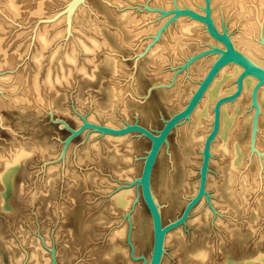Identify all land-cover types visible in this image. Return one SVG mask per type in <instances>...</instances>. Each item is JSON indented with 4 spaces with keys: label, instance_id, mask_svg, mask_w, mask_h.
<instances>
[{
    "label": "rangeland",
    "instance_id": "obj_1",
    "mask_svg": "<svg viewBox=\"0 0 264 264\" xmlns=\"http://www.w3.org/2000/svg\"><path fill=\"white\" fill-rule=\"evenodd\" d=\"M3 1L0 264H113L108 259L115 255L116 264H142L141 257L152 251L153 226L141 190L137 186L134 206L128 210L118 208L111 198L128 187L129 177L123 174L129 158L136 169L132 183L140 177L151 141L138 132L116 135L95 125L120 128L139 123L158 132L186 104L218 56L203 53L224 46L205 22L177 9L205 13L208 0H15V15L1 10ZM210 2L221 32L239 35L233 10L221 0ZM249 5L259 6L257 0ZM191 20L201 26L191 38L184 37L187 46L166 49L173 46L170 37L179 22L187 25ZM44 31L52 42L41 51L37 36ZM67 56L73 60L67 62ZM233 64L243 69L235 63L227 66ZM248 78L256 79L250 91L224 105L239 103L230 144L245 150L240 174L247 173L243 185L249 184L241 185L237 177L230 184V157L213 154L209 195L186 225L171 232L162 264H264L259 260L264 256V83ZM190 119L170 133L153 172L152 189L164 224L176 219L191 198L185 183L199 184L202 149L195 173L184 160L183 128L191 125ZM18 152L25 156L11 166L6 187L1 177ZM133 211L139 218L131 219ZM122 229V237L114 239V230ZM116 241L119 249L114 253ZM200 253L205 258L200 259Z\"/></svg>",
    "mask_w": 264,
    "mask_h": 264
},
{
    "label": "bare ground",
    "instance_id": "obj_2",
    "mask_svg": "<svg viewBox=\"0 0 264 264\" xmlns=\"http://www.w3.org/2000/svg\"><path fill=\"white\" fill-rule=\"evenodd\" d=\"M221 1H222L221 3H223V6L225 8L233 10V14H232L233 15V22L234 23H238V26H239V29H240L239 35H237V36H235L234 34L230 35L226 31H224V32L222 31V33L226 34L227 38L232 43V46H233L236 54H238L240 57H242L248 64H250L252 66H256V67H258V68H260V69H262L264 71V0H257L259 6H256V9H252L251 6L249 5V3H251V0H221ZM207 3H208L207 7L209 8L208 13H209L210 18L213 21L214 27L216 28V30L218 32H221V30H220L221 28L220 27H219L220 29L218 28V26L215 24L214 18L212 17V11H211V8H210L211 7L210 0H208ZM1 8H2L1 10L5 11L7 13H10V14H13V15L18 14V13H16V12H18V6H17V3H16L15 0H4L3 3H2V7ZM189 9H191V8H189ZM191 10H193V9H191ZM193 11H195V10H193ZM198 13L202 14V15H206V11H205V13H200V12H198ZM123 17L124 18L126 17L125 19H127L129 23L130 22L131 23L134 22L133 16H130L129 14H126V15L124 14ZM0 19H2V18H0ZM194 19H196V18H194ZM179 21H181V20L179 19ZM1 24H2V22L0 20V30L2 29ZM198 25H200V24L198 22L194 21V20H191V23H189V24L187 23V25H185V23H183V25H181V22H179L178 28L176 29L177 31L174 32V34L170 37L173 46L171 47V45L170 46L167 45L169 47L167 48V46H166V49H168L170 51H172V50L174 51V50H176V48H179V47L183 48L184 45H186V44H184V37L192 36L195 33V28ZM207 29H208V26H207ZM208 31H209V29H208ZM44 32H39L40 34H38V36H37L39 46L42 49L41 51L46 50V48L52 42L51 41L52 37L50 38L49 35H47L46 32L44 34ZM161 34H162V32H161ZM257 34H258V38H257L258 40L257 39L254 40L253 38H255L257 36ZM158 38H159V36H158ZM89 41H91V40H89ZM93 41H95V40H93ZM217 41H219V40H217ZM95 42H93L94 44L92 43L93 46L95 45ZM219 42H221V41H219ZM221 43H220V45H221ZM80 44H82V43L80 42ZM82 45H84V44H82ZM85 46H86V43H85ZM96 46H98V45H96ZM218 46H219V44H218ZM223 46H224V44H223ZM82 47H81V49H82ZM157 47L155 46V48H157ZM84 50L86 52L90 51L89 47L88 48L84 47L83 51ZM92 50H94V49H92ZM153 51L154 50L151 49L150 54H152ZM177 51H179V50L177 49ZM154 53H155V51H154ZM175 53H176V51H175ZM158 54H159V52L157 53V55ZM65 56H66V54H65ZM65 56H64V58H65ZM154 56H156V55L154 54ZM154 56H152V57H154ZM66 58H67V62H68V59L70 60V58L73 60V58L69 57V56H67ZM155 58H157V57H155ZM160 59H162V60L164 59L165 60V56L163 58V54H162ZM160 59L158 60L160 63L164 62V61L161 62ZM64 60H66V59H64ZM71 63H72V61H71ZM231 63L238 64L243 69H241L239 66L234 65V64L231 65V67H228L227 65H229ZM199 67H200V71H201V68L204 67V66L200 65ZM244 69H245L244 65H242L241 63H239L237 61H231L228 64L224 65L219 70L217 75L214 77V79L212 80L211 84L206 89L204 95L202 96V98L200 99V101L198 102V104L196 105V107L194 108L192 113L190 114V116L182 121L184 123V121L186 122L188 119L191 118L190 119L191 120V122H190L191 125L186 126V128H183V130L186 131V134L183 137L184 138V143H185V145H184L185 148L183 147L184 148L183 152H185V154H186L184 156V160H186V162L188 163V164L186 163L187 166H189L191 168V171H189V172H191V174L195 173V170L198 169L197 167H198V164H199V162L201 160L199 156H201L200 155L201 154L200 151H201V149H203L202 147H203L204 139L206 137L205 136V130H206L207 126L210 125V122L212 121V119H214V108H213V112H212V107L215 105L214 104V103H216L215 101H217L219 98H221V95H224V93H225V96H226V90L229 91L228 90L229 88L231 90V89H233L235 87L234 86V80H235L237 74L241 70L243 71ZM202 73H203V71H201V74ZM250 75L256 77L259 80V83H260V81H262L264 83V77H262V76L260 77L259 74H257V73L256 74L255 73H250V74L246 75L242 79V88H241L240 92L238 93V95L235 98H233L232 100H229V101H226V102L222 103V105L220 106V125H219V130H218V133L216 135V138L213 139V141H212V143L210 145V161H211V157L213 156V154L215 155V153H218V152H221L224 155H228L230 157V161H229L230 163L228 164V170H229L228 171V173H229L228 175H229V181H230L229 183L230 184H231V182L233 183V181L238 178L237 180H239V181H240V179L242 180L241 181L242 183L240 182V184L243 185L244 181L247 179L248 176L246 175L247 173H245V175H241L240 174V172H241L240 169H241V166L243 165L242 163L245 161L244 160L245 159V150H243V148H241V146L239 144L235 143V142H233V144L232 143L230 144L231 128H232V125L234 124V122H237L236 121V118H237L236 115H237V111H238V108H239V103L236 102V103H233L231 105H224V104L227 103V102L229 103L231 101H233V102L236 101V99L242 94L243 91H244L243 94H246L247 92L250 91V88L253 86V84H255V81H256L255 78H248L247 80H245L246 77H248ZM47 79H48V81H46V82L48 84H50L48 86H52L53 87L52 79L51 78H47ZM58 81H59V79H58ZM55 82H57V80H55ZM35 83H36V81H35ZM236 83H237V80H236ZM36 85H37V83H36ZM37 87H38V85L36 86V88ZM235 88L237 89V86ZM256 91L257 90L254 91V95H253L254 96V101H255L257 107L260 108L259 107L260 105H259V102H258V99H257L258 96H257V92ZM37 93H39V92H37ZM261 98H262V101L264 102V92H262ZM223 105L225 106L224 108H222ZM241 123H242V121H241ZM180 124H178V126ZM243 125H244V123H243ZM178 126H176V128ZM113 128H117V127H113ZM201 130H202V132H200ZM121 135H124V134H121ZM216 139H217V142L213 143ZM161 150H162V148H161ZM161 150H160V152H161ZM192 154H193V156H192ZM159 155H160V153H159ZM159 155H158V157H159ZM24 156H25V154L23 152H18L13 157L12 161L9 160L7 162L6 171L3 174V176L1 177V180H2L3 184L6 187L9 186V184L11 183L10 182V178H11V175H12V172H13V168L11 166H13L14 164L20 163V160ZM120 161H121V158H120ZM120 161L118 160V162H120ZM127 161L128 162H127V165H126L127 166L126 167V171L124 172L123 175H125V177H129V180H128V183H127L128 187L126 188V190H122V191L114 194L112 196V198H111V201L113 202V204L116 205L118 208H123V210H128L132 206H134L133 202H134L135 196H137L136 195L137 194V186H139V188H140L139 190H141V186H140V184L137 181L138 179L136 180L135 183H132L133 179H131V174L134 175L136 173L135 172L136 169H135L134 165L131 164V159L130 158ZM15 166H17V165H15ZM209 166H210V164H209ZM208 173H209V171H208ZM248 182H249V180L244 185H246ZM136 183L138 185H136ZM209 183H208V178H207L206 191L209 189V188L207 189V187H210ZM233 184H235V183H233ZM254 184H253V186H254ZM184 187L188 188V192H189L188 195L192 197L195 194L196 190H197L198 180H195V181L193 180L192 182H186ZM247 188H249V185H248ZM140 192H141V195H142V191H140ZM152 194H153V197H154V199H155V201H156V203H157V205H158V207L160 209V206H159V204H158V202H157V200H156V198L154 196L153 189H152ZM207 194L209 195L208 191H207ZM206 196L207 195H205L204 197H206ZM238 196H239V194H238ZM204 197L202 198V200L205 199ZM200 202L197 204V206L200 204ZM193 210H192V212H193ZM133 212H135V211H133ZM192 212L190 213V216H189L188 219H190V217L192 215ZM160 213H161V209H160ZM135 215H137L136 217L139 218V215H138V213L136 211L135 213H133V216L131 218L132 220L135 219L134 218ZM161 215H162V213H161ZM188 219H187V221H188ZM162 221H163V219H162ZM187 221H186V223H187ZM184 225H186V224H184ZM181 226L182 225H180V226H178V227H176L174 229H177V228H179ZM174 229L169 231L166 234V236H165L164 250H165V244L168 245V243L170 241V238H171V232ZM124 232H125V229L114 230L112 237H114V239L118 238V236L122 237ZM117 242L118 241H116L114 243V245H115L114 253H117V250L119 249V246H117ZM151 252L152 251H150L149 255L146 256L147 263L150 261ZM164 253H165V251H164ZM132 255L135 256L134 255V251H133ZM198 256H199L200 259L205 258L204 253H200ZM115 257H116V255L114 257L109 256L108 260L111 263L116 264L115 263ZM135 260H137V259H135ZM162 260H163V258H162ZM259 260L264 262V256H260ZM161 264H162V262H161Z\"/></svg>",
    "mask_w": 264,
    "mask_h": 264
},
{
    "label": "water",
    "instance_id": "obj_3",
    "mask_svg": "<svg viewBox=\"0 0 264 264\" xmlns=\"http://www.w3.org/2000/svg\"><path fill=\"white\" fill-rule=\"evenodd\" d=\"M180 13H187L203 22H205L208 26L209 32L211 35L221 41L224 44V48L217 46L212 47V49L208 50L204 54L209 53H217L218 56L214 59L210 67L208 68L206 74L204 77L198 82L197 87L192 92L189 99L186 101L185 106L180 108L177 112L172 114L168 119L164 121V124L162 128L158 132H153L149 128L139 124V123H126L125 126L120 128H113L108 126H97L96 128L101 129L102 131L109 132L116 135L126 134L130 132H138L140 135L148 138L151 141L150 149L147 153V155L144 158V163L141 171V175L138 178V183L141 186L142 191V197L144 199V202L150 212L151 218H152V225H153V245H152V252L150 261L147 263V259L145 256H142L143 263L142 264H161L162 258L164 255V241L166 234L171 231L172 229L186 224L187 219L190 216V213L192 210L197 206V204L202 200V198L207 195L206 191V183H207V176L209 171V164H210V145L214 138H216V135L219 130L220 125V106L222 103L232 100L235 98L238 93L240 92L242 88V79L250 74V73H257L259 76L264 77V71L256 66H252L248 64L242 57H240L238 54H236L232 43L227 38L226 34L222 32H218L216 28L214 27L213 21L209 16L207 7L206 15L199 14L198 12H195L190 9L185 10H179ZM202 55V56H203ZM201 56V55H200ZM231 61H237L244 65L245 69L239 74L237 78V89L226 96H223L219 98L215 105H214V119L213 124L209 132L207 133L205 140H204V146L202 149V162L199 169V184L197 191L195 194L188 200L186 205L184 206L181 214L174 219L173 221H170L167 224H164L162 221V216L160 213V209L153 197L152 194V176L154 167L156 165V162L158 160V155L160 153V150L164 143L167 142L168 137L170 133L180 124L183 120L188 118L202 96L204 95L206 89L211 84L214 77L217 75L219 70L226 64H228ZM260 83H263L260 81ZM259 83V84H260ZM206 196V197H207ZM133 254V252H132ZM133 259H138L137 257L133 256Z\"/></svg>",
    "mask_w": 264,
    "mask_h": 264
},
{
    "label": "flooded vegetation",
    "instance_id": "obj_4",
    "mask_svg": "<svg viewBox=\"0 0 264 264\" xmlns=\"http://www.w3.org/2000/svg\"><path fill=\"white\" fill-rule=\"evenodd\" d=\"M219 98V97H218ZM223 108V107H222Z\"/></svg>",
    "mask_w": 264,
    "mask_h": 264
}]
</instances>
